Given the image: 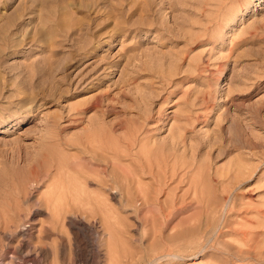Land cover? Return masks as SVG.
<instances>
[{
    "label": "rangeland",
    "instance_id": "obj_1",
    "mask_svg": "<svg viewBox=\"0 0 264 264\" xmlns=\"http://www.w3.org/2000/svg\"><path fill=\"white\" fill-rule=\"evenodd\" d=\"M127 143L152 179L112 160ZM56 198L105 210L60 220ZM13 214L0 264H264V0H0ZM71 218L91 226L82 253Z\"/></svg>",
    "mask_w": 264,
    "mask_h": 264
},
{
    "label": "bare ground",
    "instance_id": "obj_2",
    "mask_svg": "<svg viewBox=\"0 0 264 264\" xmlns=\"http://www.w3.org/2000/svg\"><path fill=\"white\" fill-rule=\"evenodd\" d=\"M134 143H130V144H128L127 143V145L124 147V151H119L118 149H116V148H114V147H112V148H109L107 151H108V153H109V155L112 157V160L114 161V160H116V161H118V160H120L121 161V158H122V160H129V163L130 162H136L137 164H138V168H137V171L138 172H135V171H133V174H132V177H135V176H137L138 178H136V182H139L140 180H141V176L142 175H144V174H147V175H149L150 174V176H151V179H152V177L154 176V174H153V172H152V170L153 169H151L150 168V166H149V164H148V162L147 163H145L148 159L145 157V155L143 156V152H141V147L139 148V150H137L136 152H134V145H133ZM107 153V154H108ZM122 154V155H121ZM148 157V156H147ZM93 159H95V158H93ZM92 159V160H93ZM101 159V158H100ZM99 160V159H98ZM144 160H145V162H144ZM95 161V160H94ZM112 161V162H113ZM143 161V162H142ZM130 169V168H129ZM104 172H105V170H104ZM110 174H113V172H112V170L111 171H109L108 172V174L106 173V175L108 176V175H110ZM114 175V174H113ZM146 176V175H145ZM155 177H156V175H155ZM140 178V179H139ZM139 179V180H138ZM135 180V179H134ZM142 181V180H141ZM158 181V180H157ZM133 182V180H131V182L130 183H132ZM141 184V183H140ZM159 185H157V187H158ZM126 189L128 188V186L126 185V187H125ZM159 189V188H158ZM127 191H129L128 189H127ZM145 191V190H144ZM156 192V191H155ZM126 194V193H125ZM59 197V196H58ZM93 197V196H92ZM147 196H145L143 199H144V206L145 205H147V207H152V205L153 204H149L150 203V201H149V199L148 198H146ZM60 198H56V199H51V200H49V203H50V205L52 206V209L51 210H53L52 212H54V217H56L57 219H60V217L61 216H63V215H65L66 213H72V211L73 212H75V211H82V212H86L87 210H88V212L90 213V212H92L93 213V211H95V212H98V213H102L104 210H105V206L104 205H102V204H99V203H97V202H95L94 200H91L93 203L91 204H89V202H91L90 200L89 201H85V206H87V208H85L83 205H81V204H79L78 202H75V203H72V206H70L69 204H71V203H64V204H62L61 203V201L59 200ZM51 201H52V203H51ZM63 202V201H62ZM83 204H84V202H83ZM70 207V208H69ZM160 207V206H159ZM70 209V210H69ZM18 216L19 215H15V214H13V216H11V217H7L5 220H1L2 222H0V227L2 228L0 231H2V234H3V231L4 232H6V231H9L11 228H12V222H13V220H15V218H16V221H17V219H18ZM52 219V218H51ZM50 219V220H51ZM53 219H55V218H53ZM63 219V218H62ZM78 219V218H77ZM61 220V219H60ZM19 221H20V219H19ZM53 221V220H52ZM70 226H69V229L71 230V232H72V235H73V237H74V241H75V251H77V252H80V250H82V249H80L81 247H82V244L83 243H81V241H80V239H79V237L80 236H86V235H89L90 234V232H91V226H89V225H86V224H83L82 222H80L79 220H76V219H73V218H71V220H70ZM15 223V222H14ZM52 223V222H51ZM50 223V224H51ZM16 224V223H15ZM17 226V225H16ZM18 226H19V224H18ZM17 229H19L20 230V232H22V234L23 235H29V237L30 236H32L33 235V233L35 232L34 231V227H32L31 225H29V226H24V225H21L20 226V228H17ZM41 231H39V233L40 234H44L45 236H46V238H48L49 240H50V237L52 236L50 233H51V231H52V229H53V226H50V228L49 229H51V230H48L47 228H43V227H41ZM53 232V231H52ZM1 233V232H0ZM7 233V232H6ZM6 233H4V234H6ZM94 235V234H93ZM5 237H6V235H5ZM25 237V236H24ZM28 237V236H27ZM43 238H44V236H42ZM92 237V236H91ZM7 239H8V236H7ZM82 239V238H81ZM62 240V239H61ZM58 243H60V242H58ZM91 246H93V245H91ZM95 246V245H94ZM58 247H60L59 249H60V251L61 252H64V250H66L65 249V244H63V242H61L60 243V245L58 244ZM29 248V247H28ZM48 248V247H47ZM96 248V247H95ZM94 248V249H95ZM40 250V249H39ZM57 251V250H56ZM74 251V252H75ZM85 251H86V249H85ZM95 251V250H94ZM40 253H41V256L43 257V258H46V257H49L50 256V254H51V250L50 249H41L40 250ZM39 253V254H40ZM80 253H82V252H80ZM57 254V253H56ZM77 255H75L79 260L81 259H83V260H85V261H83V262H85V263H87V256H86V254H79V253H76ZM103 256V255H102ZM78 260V261H79ZM80 260V261H81ZM30 263H32V264H35L36 262L34 261V260H30Z\"/></svg>",
    "mask_w": 264,
    "mask_h": 264
}]
</instances>
